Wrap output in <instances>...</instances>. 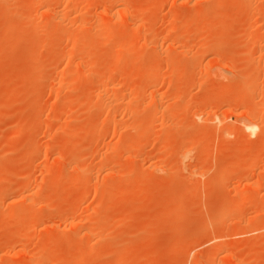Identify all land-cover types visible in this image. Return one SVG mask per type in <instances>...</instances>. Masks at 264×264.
<instances>
[{
    "label": "rangeland",
    "instance_id": "obj_1",
    "mask_svg": "<svg viewBox=\"0 0 264 264\" xmlns=\"http://www.w3.org/2000/svg\"><path fill=\"white\" fill-rule=\"evenodd\" d=\"M0 264H264V0H0Z\"/></svg>",
    "mask_w": 264,
    "mask_h": 264
},
{
    "label": "bare ground",
    "instance_id": "obj_2",
    "mask_svg": "<svg viewBox=\"0 0 264 264\" xmlns=\"http://www.w3.org/2000/svg\"><path fill=\"white\" fill-rule=\"evenodd\" d=\"M254 32V31H253ZM250 33H252L251 31H250ZM250 35V34H249ZM251 36V35H250ZM255 167V166H254ZM246 204V203H245Z\"/></svg>",
    "mask_w": 264,
    "mask_h": 264
}]
</instances>
